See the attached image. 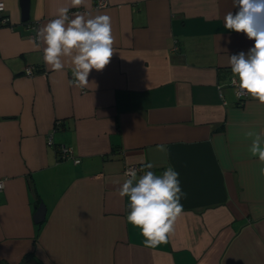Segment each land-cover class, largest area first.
I'll list each match as a JSON object with an SVG mask.
<instances>
[{
  "label": "crops",
  "instance_id": "1",
  "mask_svg": "<svg viewBox=\"0 0 264 264\" xmlns=\"http://www.w3.org/2000/svg\"><path fill=\"white\" fill-rule=\"evenodd\" d=\"M0 2V264H264V163L244 137L264 129V105L238 101L229 83L228 57L254 44L224 28L232 0H30L27 22L19 0ZM59 7L111 18L114 53L84 88L31 43ZM147 163L174 168L185 193L175 233L155 248L118 191L127 166L139 177Z\"/></svg>",
  "mask_w": 264,
  "mask_h": 264
},
{
  "label": "clouds",
  "instance_id": "2",
  "mask_svg": "<svg viewBox=\"0 0 264 264\" xmlns=\"http://www.w3.org/2000/svg\"><path fill=\"white\" fill-rule=\"evenodd\" d=\"M232 4L237 11L235 14L229 11L223 17L224 28L244 33L254 44L247 54L241 51L228 57L235 77L231 84L237 96L248 95L264 105V0H232ZM83 5L85 0L70 3L72 8ZM68 12L69 7H59L56 18L38 29L31 43L35 49L43 45V61L52 70L60 72L66 64L70 65L73 74L70 83L84 88L89 85L90 72L103 70L114 53L111 18L108 15L90 17L80 12L70 18ZM244 137L251 140L248 149L251 156L264 163V129L259 133L249 130ZM158 150L168 153L163 144L158 145ZM140 161L143 163V157ZM152 168V163L144 164L139 177L137 170L129 169L125 173L128 178L118 190L121 198L128 197L127 223L140 230L147 248L167 243L175 233V223L183 215L180 201L185 196L174 168L169 166L159 175ZM261 174L264 175V168ZM3 187L0 183V188Z\"/></svg>",
  "mask_w": 264,
  "mask_h": 264
},
{
  "label": "built area",
  "instance_id": "3",
  "mask_svg": "<svg viewBox=\"0 0 264 264\" xmlns=\"http://www.w3.org/2000/svg\"><path fill=\"white\" fill-rule=\"evenodd\" d=\"M93 5L95 6V8L97 9H103L104 7H107L109 5V0H93ZM0 5H3V9L0 10V26L2 25H6L8 24V17L7 16H4V12H5V9H4V3L3 2H0ZM73 12H70L68 14H72ZM38 30V26H34V34H33V37H35L36 35V31ZM24 73L27 75V76H32L33 73H34V68H32L31 66H27L24 68ZM233 78H230L229 80V83L233 89V95L237 98L238 101H242L244 100L246 97H248V95H240V96H237L236 95V89L235 87L231 84V81H232ZM219 87V95L221 97L222 96V91H221V85L218 86ZM48 142H52L51 141V136L48 137ZM57 153L59 155V157L62 159V158H66V157H70L72 158V155H73V152L71 151V148L69 147H66L65 145H61L60 147L57 148ZM73 160V163H77V161L79 162V159L77 158H72ZM129 169H135V170H138V166L135 165V166H127L125 168V173L129 171ZM0 183H4V180H0ZM0 190H2V188H0Z\"/></svg>",
  "mask_w": 264,
  "mask_h": 264
},
{
  "label": "water",
  "instance_id": "4",
  "mask_svg": "<svg viewBox=\"0 0 264 264\" xmlns=\"http://www.w3.org/2000/svg\"><path fill=\"white\" fill-rule=\"evenodd\" d=\"M29 3L30 0H19V8H21L20 21L27 22L29 18ZM46 208L43 202L40 201L39 206L33 213V220L35 224H40L45 219Z\"/></svg>",
  "mask_w": 264,
  "mask_h": 264
},
{
  "label": "trees",
  "instance_id": "5",
  "mask_svg": "<svg viewBox=\"0 0 264 264\" xmlns=\"http://www.w3.org/2000/svg\"><path fill=\"white\" fill-rule=\"evenodd\" d=\"M221 72H223V75H224L225 73H228V71H226V70L221 71ZM30 181L32 182V180H30ZM32 186H33V185L31 184V187H32ZM32 189H33V187H32ZM40 201H41L40 197H38L37 195H35V200H34L35 206H34V209H36V208L39 206ZM41 223H42V222H41ZM41 223H40V224H41ZM40 224H35V226L39 228Z\"/></svg>",
  "mask_w": 264,
  "mask_h": 264
}]
</instances>
